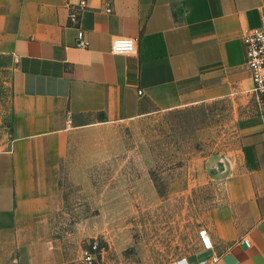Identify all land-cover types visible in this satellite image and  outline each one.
I'll list each match as a JSON object with an SVG mask.
<instances>
[{"label":"crops","instance_id":"1","mask_svg":"<svg viewBox=\"0 0 264 264\" xmlns=\"http://www.w3.org/2000/svg\"><path fill=\"white\" fill-rule=\"evenodd\" d=\"M263 21L264 0H88L79 25L66 0H0V264H52L45 231L77 135L253 96L255 111L239 122L245 169L207 227L216 264H264V95L252 91L242 41ZM80 31L88 47L77 45ZM118 37L138 39V52L114 53ZM214 252L165 264H202Z\"/></svg>","mask_w":264,"mask_h":264},{"label":"rangeland","instance_id":"2","mask_svg":"<svg viewBox=\"0 0 264 264\" xmlns=\"http://www.w3.org/2000/svg\"><path fill=\"white\" fill-rule=\"evenodd\" d=\"M254 111L255 96L218 98L77 135L45 231L51 263L84 264L95 241L102 264H165L197 251L199 228L221 217L245 169L239 122Z\"/></svg>","mask_w":264,"mask_h":264},{"label":"built area","instance_id":"3","mask_svg":"<svg viewBox=\"0 0 264 264\" xmlns=\"http://www.w3.org/2000/svg\"><path fill=\"white\" fill-rule=\"evenodd\" d=\"M112 0H107L110 4ZM66 6L69 10V22L71 25H79L83 11L88 6V0H66ZM242 41L245 49V58L248 69L251 72L253 81V93L258 101H262L264 95V21L257 27L247 28L242 34ZM79 47L89 46V40L85 38L83 31L78 34ZM138 39L131 37H118L113 41L112 51L118 54H135L138 52ZM201 247L205 250H215V241L213 234L208 227L202 226L198 230ZM250 245L248 240H245ZM98 248L95 241L83 250L82 261L84 264H102ZM221 255L214 252L213 255L205 259L202 264H216Z\"/></svg>","mask_w":264,"mask_h":264}]
</instances>
